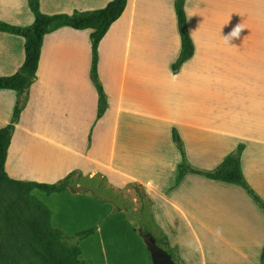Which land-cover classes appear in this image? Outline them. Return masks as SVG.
Returning <instances> with one entry per match:
<instances>
[{
    "label": "crops",
    "instance_id": "0c3cea01",
    "mask_svg": "<svg viewBox=\"0 0 264 264\" xmlns=\"http://www.w3.org/2000/svg\"><path fill=\"white\" fill-rule=\"evenodd\" d=\"M38 1L42 13L55 15L89 10L91 4L99 2H104L106 7L112 0ZM202 2L195 0L196 20L198 9L203 17L207 12L210 13L209 5L203 4L202 7ZM128 5L131 7V35L135 24H138L139 0H129ZM186 15L188 21L189 12ZM159 19L166 22L168 16L163 14ZM0 21L18 26L32 24L35 14L29 6V0H0ZM189 27L188 23L195 50L192 57L178 69L179 77L187 67L183 68L184 64L195 59L197 50L195 37H192ZM90 33L89 29L78 30L65 26L45 36L37 77L8 150L5 165L8 175L17 180L54 183L72 171H79L82 179L89 178V184H93L94 179L100 176L114 190L130 180L132 184L144 187L152 200L156 224L167 235L170 247L177 248L184 264H260L264 245V212L244 188L192 172L187 173L181 183L176 185L182 154L173 139L174 128L184 144L187 161L200 170L215 169L240 143H244L246 147L241 162L248 180L247 162L250 153L246 141H250L251 134H247L243 126L236 127L229 121L214 122L212 120L216 119V115L213 109L205 111L203 107L195 106L184 111L179 123L174 122L177 124L172 126V133L168 128L165 141L154 132L152 124L141 126L150 127V130L138 138L134 133H124L125 130L140 126L122 121L121 114L127 113L129 109L121 104L122 89L116 102H112L106 93V111L98 118L99 95L90 76ZM126 42L125 56L128 51L130 56L131 40L127 37ZM181 49L182 42L177 58ZM100 51L101 43V80ZM25 58V38L0 31V77L16 73ZM134 67L137 73L138 67L135 64ZM104 89L107 90V87L104 86ZM130 97L139 98L137 89ZM15 103L16 91L0 89V129L11 123ZM130 104L134 106L131 101ZM112 111L114 117L108 126L106 120ZM106 127L112 132L109 135L106 133L109 137L108 150L102 149L106 144L98 148L100 132ZM116 176L125 180L115 182ZM252 184L257 188L254 182ZM78 185L84 184L80 181ZM38 190H34L35 195ZM253 215L259 219V224L253 225ZM103 228L99 227L93 235H99ZM217 229L222 230L219 235ZM138 252L142 264H151L150 254L142 242L138 244ZM82 258L86 259L84 254Z\"/></svg>",
    "mask_w": 264,
    "mask_h": 264
},
{
    "label": "rangeland",
    "instance_id": "374dc122",
    "mask_svg": "<svg viewBox=\"0 0 264 264\" xmlns=\"http://www.w3.org/2000/svg\"><path fill=\"white\" fill-rule=\"evenodd\" d=\"M174 2L139 0L138 24H135L131 35V7L127 4L123 15L110 27L108 36L105 35L101 41L100 51L101 80L107 87V96L109 94V99L116 102L122 89L121 104L129 107L127 113L121 114L122 121L140 126L125 130L124 133H134L138 138L150 130V127L141 126L152 124L154 132L165 141L168 128L172 133V126L177 124L174 122L179 123L184 111L195 106L203 107L205 111L213 109L216 115V119L212 120L214 122L229 121L236 127L243 126L246 133L251 134L250 141H246L250 153L247 162L250 180L244 176L264 200V170L261 174L262 168L258 163V156H264V147L260 146L264 145L260 144L264 138V0L257 20L252 19L251 11L243 7V0H203L202 7L203 4L209 5L210 13L207 12L203 17L198 9L196 20L195 0H186L184 8L190 14L189 29L196 40L197 55L195 53V59L184 64L183 68L187 67L181 77L178 70H173L181 46ZM105 5L104 2L93 3L89 10ZM163 14L168 16L166 22L159 19ZM238 23L246 28L241 31L239 38L230 41V45L226 44L223 36ZM127 37L131 40L130 56L129 51L125 56ZM255 39L257 49H252ZM125 61L128 62L125 64ZM132 63L138 67L137 73ZM136 89L139 98H131L130 95L136 93ZM113 117L114 111L106 120L108 126ZM100 133L98 148L106 144L102 149L108 150L109 137L106 133L109 135L112 132L106 127ZM124 180L121 176L114 177L115 182ZM80 181L81 184L96 187L98 197L83 192L78 194L76 190L51 195L38 190L36 196L53 212L52 222L72 235L94 226H103L99 235L92 234L80 241L82 254L94 264H142L138 244L142 242L146 249L147 245L135 231L133 223L140 225V229L143 223H147L152 227V232L156 229L154 225L160 227L155 220L151 223L148 206L141 205L131 186L132 181L123 183L115 190L103 184L100 176L94 179L93 184H89L88 177ZM84 196L90 198L85 199ZM100 197L107 202H103ZM142 207L143 218H138L135 212ZM145 236L154 238L151 233ZM150 260L152 264L151 255Z\"/></svg>",
    "mask_w": 264,
    "mask_h": 264
},
{
    "label": "trees",
    "instance_id": "16d2710c",
    "mask_svg": "<svg viewBox=\"0 0 264 264\" xmlns=\"http://www.w3.org/2000/svg\"><path fill=\"white\" fill-rule=\"evenodd\" d=\"M128 1L112 0L106 7L100 9L75 11L72 14L48 15L41 12L38 0H29V6L35 14V21L32 24L18 26L0 21V31L25 38L26 55L24 64L16 73L0 77V89L16 91V103L11 123L0 129V264H94L81 257L80 241L95 234L99 227L94 226L76 235L70 234L63 227L52 222L51 209L34 194V190L39 189L48 195L76 190L79 193L83 192L98 197L96 187L77 186L82 179V173L79 171H72L54 183L17 180L8 175L5 165L16 124L28 103L30 89L37 77L42 46L48 33L65 26L78 30H91L90 76L99 95L98 118L104 114L107 107V96L99 75V47L110 27L123 15ZM184 4L185 0L175 1L182 49L173 64L174 71H177L185 61L191 58L195 50L188 30ZM173 139L182 154V161L177 170L176 185L181 183L185 175L190 172L213 180L237 184L250 194L264 212V200L249 185L242 170L241 155L245 148L244 144H240L215 169L200 170L191 166L187 161L184 144L176 128L173 129ZM102 183H106V186L110 187L104 178H102ZM131 186L138 195L141 205L148 206L151 223H154L151 198L142 185L131 184ZM100 199L107 202L101 197ZM143 211L142 207L140 211L135 212V215L138 218H143ZM133 227L142 238L151 233L157 243L171 253L178 264H183L177 248L169 247L167 237L157 226L154 225V229L156 228L154 232L151 231L152 227L147 223H143L141 229L138 224L133 223ZM260 264H264V245Z\"/></svg>",
    "mask_w": 264,
    "mask_h": 264
},
{
    "label": "water",
    "instance_id": "95a60500",
    "mask_svg": "<svg viewBox=\"0 0 264 264\" xmlns=\"http://www.w3.org/2000/svg\"><path fill=\"white\" fill-rule=\"evenodd\" d=\"M153 264H178L172 254L161 247L154 238L143 236Z\"/></svg>",
    "mask_w": 264,
    "mask_h": 264
},
{
    "label": "bare ground",
    "instance_id": "6f19581e",
    "mask_svg": "<svg viewBox=\"0 0 264 264\" xmlns=\"http://www.w3.org/2000/svg\"><path fill=\"white\" fill-rule=\"evenodd\" d=\"M261 5H262V0H243V7H245V9L248 10L249 12L251 11V17L254 20H257V15L259 14V11H260L259 8H261ZM255 47L257 49V39H255V43L252 45V49H254ZM263 139H262L260 144H264ZM260 146L264 147V145H260ZM258 163H259V166L262 168L260 171L262 174V172L264 170V156H263V154H260L258 156ZM263 175H264V172H263ZM257 220H259V219H257L256 215H253V222H252L253 225L255 223L259 222Z\"/></svg>",
    "mask_w": 264,
    "mask_h": 264
},
{
    "label": "clouds",
    "instance_id": "9594fccd",
    "mask_svg": "<svg viewBox=\"0 0 264 264\" xmlns=\"http://www.w3.org/2000/svg\"><path fill=\"white\" fill-rule=\"evenodd\" d=\"M244 28L246 27H244L242 23L236 24L227 35L223 36L224 42L230 45V41H232L234 38H239L240 33ZM221 232V229H217V235H219Z\"/></svg>",
    "mask_w": 264,
    "mask_h": 264
}]
</instances>
